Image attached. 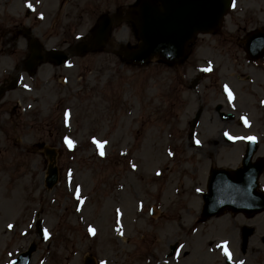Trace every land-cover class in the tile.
Returning a JSON list of instances; mask_svg holds the SVG:
<instances>
[{
	"label": "rangeland",
	"instance_id": "rangeland-1",
	"mask_svg": "<svg viewBox=\"0 0 264 264\" xmlns=\"http://www.w3.org/2000/svg\"><path fill=\"white\" fill-rule=\"evenodd\" d=\"M41 1L40 9L46 11L55 3ZM132 1L103 0L102 13ZM10 4L14 17L24 16L22 0ZM238 6L259 12L255 5ZM76 22L71 36L84 34L93 21ZM125 27L113 32L114 46L124 40L135 43L130 25ZM53 41H47L49 46ZM6 53L0 56V73L12 71L22 54L17 49L9 57ZM72 62L74 68L56 72L59 80L51 79V69L44 67L36 80L25 76L4 97L10 105L0 115V264H9L33 242L37 251L30 264H84L86 258L94 264H223L225 253L234 260L242 257V225L255 230L245 264H264V229L257 219L227 214L199 222L200 202L192 193L194 187H203L201 179H191L189 187L186 172L180 174L177 168L189 172L199 166L195 152L184 145L185 96L178 88L176 98L169 99L165 84L177 75L182 79L181 69L151 65L137 71L122 67L116 56L102 54L90 58V71L83 74L82 60ZM65 85L74 92L81 89L86 101L68 105V128L58 120L56 128L49 129L43 118L54 109L57 92ZM191 98L189 94L188 101ZM13 105L17 110L10 117ZM191 113L189 109L186 116ZM35 142L57 147L60 174L51 191L43 185L46 159L37 148H29ZM172 155L175 159L169 158ZM150 209L155 215H149ZM38 219L46 232L44 241L34 229ZM172 243L178 244V254L166 259Z\"/></svg>",
	"mask_w": 264,
	"mask_h": 264
},
{
	"label": "flooded vegetation",
	"instance_id": "flooded-vegetation-1",
	"mask_svg": "<svg viewBox=\"0 0 264 264\" xmlns=\"http://www.w3.org/2000/svg\"><path fill=\"white\" fill-rule=\"evenodd\" d=\"M2 1L0 0V4ZM5 1L8 3L10 0ZM102 1L55 0L50 10L43 11L46 20L44 23L36 19L26 23L25 20L28 18L15 22L0 20V56L11 48L28 51L30 37L36 38L40 44L42 41V45L45 46L48 39L53 36V39L61 44L51 49L66 45L67 50H73L79 43L90 47L94 43L90 27L80 39L70 37V31L78 25L75 23L78 19L102 18ZM233 1L248 8L249 5H255L259 12H242L239 10L242 8L238 6L235 13L227 12L221 20L220 27L207 34H193L184 44L187 53L180 65L185 78L183 88L188 90L192 81L196 82L193 95L194 113L197 115L193 139L189 133L191 121L185 120L184 130L187 132L185 143L195 152V161L199 163L195 169L196 174L199 173L202 179H207L212 168L232 171L241 168L247 138L257 137L255 152L249 164L255 167V170L262 169L258 176V191H263L264 48H261L262 56L256 60L252 58L256 53L250 56L246 52L248 49L257 50L260 42L264 40V0ZM119 7L124 8L126 18H132L133 3L116 6L117 11ZM78 55H81L80 59L84 61H88L86 59L90 57L88 53ZM53 69L57 67L54 66ZM9 76V71L0 76L1 90L5 89ZM8 104L0 101V114ZM241 117L247 119L246 124ZM237 216L243 220L257 219L258 226L264 225V214L250 218L244 215ZM234 217L236 216L232 218ZM247 227L249 228L248 225L239 227V245L246 233L251 231L247 230ZM254 231L253 227L252 235L248 239L249 244L255 234ZM259 238L263 237L260 235Z\"/></svg>",
	"mask_w": 264,
	"mask_h": 264
},
{
	"label": "water",
	"instance_id": "water-1",
	"mask_svg": "<svg viewBox=\"0 0 264 264\" xmlns=\"http://www.w3.org/2000/svg\"><path fill=\"white\" fill-rule=\"evenodd\" d=\"M173 1V0H172ZM175 3V4H174ZM176 6L177 11L175 14L179 16L177 20H181V12L179 0L172 2ZM192 4V12L190 13V20L195 24L202 21L205 22L206 17L211 13H216L218 9L222 12L223 8L227 5L226 3L217 4L215 2H209L208 0H202L199 3H188ZM174 15V8L168 10ZM106 26L104 27L103 34L106 33ZM141 39L143 41L140 46V50L132 55L133 60H147L154 54H158L163 60L169 61L176 59L181 54V51L177 49L178 46H174V39H167L163 23L156 25H144L140 29ZM34 58H37L34 55ZM218 179L210 180L208 194L203 197V219L210 218L212 216H218L224 212V210H230L234 213H254L264 210V197L258 196L254 192L255 180L247 178L244 186H239L237 183H232L230 180L225 179L223 175H217ZM215 181V184L212 183ZM56 182V170L50 168L48 177L46 178V187L51 188ZM224 183V184H219ZM234 185V186H233ZM242 185V184H241ZM231 186L236 187L235 190H229ZM250 186V187H248ZM216 188H224L223 191L217 190ZM240 188V189H239ZM248 193H247V192ZM40 232V230H39ZM34 251V246H31L26 253L21 254L15 264H27L30 259L31 253Z\"/></svg>",
	"mask_w": 264,
	"mask_h": 264
},
{
	"label": "snow or ice",
	"instance_id": "snow-or-ice-1",
	"mask_svg": "<svg viewBox=\"0 0 264 264\" xmlns=\"http://www.w3.org/2000/svg\"><path fill=\"white\" fill-rule=\"evenodd\" d=\"M92 232V229H89V233H91ZM226 255H227V253H226Z\"/></svg>",
	"mask_w": 264,
	"mask_h": 264
},
{
	"label": "bare ground",
	"instance_id": "bare-ground-1",
	"mask_svg": "<svg viewBox=\"0 0 264 264\" xmlns=\"http://www.w3.org/2000/svg\"><path fill=\"white\" fill-rule=\"evenodd\" d=\"M261 228L264 229V225H261Z\"/></svg>",
	"mask_w": 264,
	"mask_h": 264
}]
</instances>
